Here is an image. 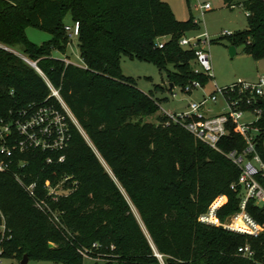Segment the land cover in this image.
I'll list each match as a JSON object with an SVG mask.
<instances>
[{
    "label": "trees",
    "instance_id": "16d2710c",
    "mask_svg": "<svg viewBox=\"0 0 264 264\" xmlns=\"http://www.w3.org/2000/svg\"><path fill=\"white\" fill-rule=\"evenodd\" d=\"M223 1L230 9L244 8L248 27L220 40L243 45L253 60H264V0ZM67 18L80 24L82 67L52 55L66 54L71 40ZM28 28L51 39L36 46L27 38ZM197 29L192 16L178 20L163 0H0V42L20 47L37 62L92 144L67 117L70 138L63 151L15 153L11 171L0 173V210L11 236L2 244L4 256L83 264L80 251L97 244L90 255L101 256L105 264H159L156 252L166 257V264H255L241 258L238 249L250 244L261 256L264 236L253 239L200 222L219 197L227 198L217 212L220 221L240 210L241 191L231 189L240 175L238 167L166 115L148 122L159 113V102L121 70L122 58L128 57L155 65L172 93L193 82L206 87L211 79L194 71L195 53L179 45ZM166 37L160 49L158 42ZM30 105L63 112L40 73L0 50V118L15 119ZM256 106L262 110L256 126L264 129V98ZM233 127L219 143L225 153L246 147ZM257 148L264 161L262 136ZM60 155L64 163H46ZM16 175L37 183L40 197H45L46 184L68 178V195L52 203L55 214L43 213ZM259 181L264 186V178ZM219 200L225 201L213 205ZM247 212L264 225V206L249 202Z\"/></svg>",
    "mask_w": 264,
    "mask_h": 264
},
{
    "label": "built area",
    "instance_id": "2783aa9c",
    "mask_svg": "<svg viewBox=\"0 0 264 264\" xmlns=\"http://www.w3.org/2000/svg\"><path fill=\"white\" fill-rule=\"evenodd\" d=\"M210 5L201 7V11H207ZM79 22H73L66 25L65 30L70 38H76L79 35ZM231 34L224 33L222 36ZM168 38H162L158 42V47L162 49ZM211 40L207 34L195 37L184 35L179 45L187 51L195 53L194 69L196 73L204 74L208 78H213V65L209 51ZM0 50L11 53L22 59L27 65L34 68L44 78L51 96L56 98L60 103L63 112L49 105H30L27 109L22 110L17 118L5 120L0 118V173L11 171L14 165L15 153H24L28 150H42L43 152H61L67 146L70 138L67 117L81 131L75 117L61 98L60 91L53 87L50 81L45 77L38 68L37 62L32 61L27 55L20 54L8 45L0 42ZM64 62L72 64L69 58ZM82 67V66H80ZM199 82H193L184 90L186 93H192L195 89H204ZM215 91L209 96H203L199 101L191 102L189 111L182 114L164 113L172 122L180 124L196 140L206 144L217 152L223 154L240 170L238 181L231 186V189H240V210L229 217L227 222H222L217 217L219 207L213 211L216 222L208 219V214L200 217V222L205 225L221 227L227 231L244 235L253 239H260L264 236V225L257 222L248 212L247 205L253 202L255 206H264V186L260 183L259 178H264V161L258 151V136L264 140V129L256 126L262 115V110L256 106L264 98V75H261L256 82H246L240 80L226 88H220L215 85ZM175 98L177 95L172 93ZM222 98L224 103L222 112L213 113L209 109V104L218 103ZM231 125H234V131L240 134L246 141V147L243 151L232 150L228 153L219 148V143L229 134ZM82 132V131H81ZM83 133V132H82ZM65 156L60 155L56 159L48 157L46 163L62 164ZM25 165V164H24ZM22 164V166H24ZM18 184L34 200L35 207L47 214H55L52 203L58 202L68 193L64 187L57 183L46 184L43 187L45 197L38 195L37 183H27L23 177L16 175ZM66 178L65 180H67ZM226 199V197H221ZM239 223V224H238ZM243 227V228H241ZM6 221L0 210V264L6 261H13L17 264L20 261L4 256L3 242L11 238L7 235ZM98 249L94 244L91 250H81L83 260L99 261L105 260L101 256H91L92 250ZM238 255L255 264H264V253L258 256L257 251L250 244L241 246L238 249ZM159 264H166L164 256H155Z\"/></svg>",
    "mask_w": 264,
    "mask_h": 264
},
{
    "label": "rangeland",
    "instance_id": "374dc122",
    "mask_svg": "<svg viewBox=\"0 0 264 264\" xmlns=\"http://www.w3.org/2000/svg\"><path fill=\"white\" fill-rule=\"evenodd\" d=\"M167 2L176 18L180 21H186L191 16L196 22L199 23V29L189 32L187 37H195L207 34L211 41L209 51L211 54L213 65V78L206 85L204 89H195L192 93H186L180 87H175L173 93L177 96L174 98L172 92L168 91V81L166 75L161 73L158 68L148 62L130 59L123 57L121 60V70L125 77L132 79L137 87L147 93L151 94L154 99L159 102L160 111L158 114L151 116L147 119L148 122L157 123L158 116L165 115L164 113L182 114L189 111L191 102L199 101L203 96H209L215 91V85L220 88H226L239 82L240 80L246 82L256 81L258 74V65L252 57H250L245 50V47L239 46L236 48V54L231 55V43L228 39L220 40L224 33L234 34L239 31L247 29V17L243 7H236L234 9L228 8L223 0H163ZM210 5L207 11H201V7ZM67 25H71L70 18L66 20ZM27 38L36 46L51 39V36L43 31L35 28H28L26 31ZM20 54L24 52L20 47L13 48ZM53 57L56 59L64 60L69 58L71 63L77 66H82L83 62L80 56L78 47V39L73 38L70 40L66 54L59 51L53 52ZM192 65L194 62L192 61ZM195 68L196 65H194ZM194 68V69H195ZM262 74H264V65H262ZM162 86L163 89L158 88ZM165 88V89H164ZM223 99L219 98L218 103L209 104V109L213 113L222 112ZM83 136L90 144V140L83 132ZM108 172L109 168L105 165ZM68 180V179H67ZM67 180H62L59 183L60 187H64ZM68 193V192H67ZM217 198L216 200L220 199ZM215 200V201H216ZM213 202V204L215 203ZM222 200L217 201L215 205L211 204L208 212V219L211 222H216L215 217L212 216L213 211L221 207L227 202V198L222 204ZM213 207V208H212ZM212 208V209H211ZM133 213L143 231L147 234L146 229L141 221L140 215L137 210L132 206ZM211 210V211H210ZM229 217L222 222H227ZM239 224V223H238ZM242 228V227H241ZM111 255L114 254V246H111ZM106 254V253H104ZM166 260V257H164ZM5 264H17L13 261H6ZM28 264H55L51 261L31 260ZM83 264H105L104 261L84 260Z\"/></svg>",
    "mask_w": 264,
    "mask_h": 264
},
{
    "label": "water",
    "instance_id": "95a60500",
    "mask_svg": "<svg viewBox=\"0 0 264 264\" xmlns=\"http://www.w3.org/2000/svg\"><path fill=\"white\" fill-rule=\"evenodd\" d=\"M235 54H236V48L232 46V47H231V55L234 56ZM171 88H173V85H172V84H171ZM50 247L53 248L54 245L51 244ZM156 256H160V255H158V253L156 252ZM29 262H30V258H29V256H28V255H25V256L23 257V259L20 261L19 264H28Z\"/></svg>",
    "mask_w": 264,
    "mask_h": 264
},
{
    "label": "crops",
    "instance_id": "0c3cea01",
    "mask_svg": "<svg viewBox=\"0 0 264 264\" xmlns=\"http://www.w3.org/2000/svg\"><path fill=\"white\" fill-rule=\"evenodd\" d=\"M257 62V65H258V74H257V79H256V81L258 80V78L261 76V75H264V74H262V65H264V60H261V61H256ZM82 66H83V64H82ZM256 81H254V82H256ZM225 200V199H224Z\"/></svg>",
    "mask_w": 264,
    "mask_h": 264
},
{
    "label": "bare ground",
    "instance_id": "6f19581e",
    "mask_svg": "<svg viewBox=\"0 0 264 264\" xmlns=\"http://www.w3.org/2000/svg\"><path fill=\"white\" fill-rule=\"evenodd\" d=\"M220 199H224V198H220ZM212 216H213V213H212ZM243 228V227H242Z\"/></svg>",
    "mask_w": 264,
    "mask_h": 264
}]
</instances>
